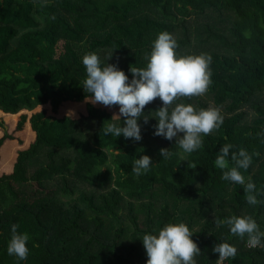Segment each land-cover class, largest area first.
Listing matches in <instances>:
<instances>
[{
	"label": "trees",
	"instance_id": "trees-1",
	"mask_svg": "<svg viewBox=\"0 0 264 264\" xmlns=\"http://www.w3.org/2000/svg\"><path fill=\"white\" fill-rule=\"evenodd\" d=\"M163 31L177 55L212 57L206 93L226 112L191 154L153 135L159 98L145 106L149 120L138 122L142 140L134 141L104 135L103 123L123 124L112 118L118 106L93 105L81 87L76 44L109 48L107 63L131 80L130 65L146 67ZM179 103L207 108L199 96ZM224 144L259 153L240 171L264 190V0H0V264H146L143 235L169 222L194 233L197 264H215L212 248L223 242L237 248L225 264H264V247L249 249L246 237L215 223L252 216L264 231V204L249 205L244 186L222 180L214 165ZM161 148L177 155L165 160ZM141 155L152 166L137 177ZM12 224L29 234L26 260L7 252Z\"/></svg>",
	"mask_w": 264,
	"mask_h": 264
},
{
	"label": "clouds",
	"instance_id": "clouds-1",
	"mask_svg": "<svg viewBox=\"0 0 264 264\" xmlns=\"http://www.w3.org/2000/svg\"><path fill=\"white\" fill-rule=\"evenodd\" d=\"M177 47V41L172 34L167 31L159 33L152 43L150 55L145 57L146 67L130 65L131 80L116 64L106 62L102 66L95 52L83 56L86 78L81 87L89 94L86 101L108 108L118 106V112L112 118L123 121L122 125L114 122L103 123L105 136L142 140L141 125L138 122L143 119L145 124L148 123L149 118L142 117V114L145 106L157 98L162 101V106L155 110L154 119L157 123L153 125V135L169 141L175 139V144H178L183 153L191 154L200 149L203 145L202 134L207 136L221 127L224 117L218 107L197 111L191 104L179 103L173 106L179 97L205 94L212 82L209 67L212 57L206 53L177 55ZM233 147L232 144H224L217 152L214 165L222 170L221 179L244 186L245 199L249 205L264 204V200L258 199V196L264 195V190L258 191L251 177L246 182L240 171H247L253 157L259 153L250 154L244 148L234 152L231 151ZM159 154L165 160L177 155L169 151V148H161ZM184 160L187 159L181 156V161ZM230 161L234 166H230ZM151 166V157L141 155L134 160L131 171L139 177L147 173ZM196 167L195 162L188 163V168ZM215 223L217 227L227 225L231 234L241 240L246 237L247 246L251 248L264 247V231L260 230L252 216L233 215L224 220H215ZM18 228L19 225L12 224L7 252L23 261L29 255L26 245L30 237L27 232H19ZM193 234L185 223L169 222L157 234L143 235L141 241L148 257L146 264H197L195 257L201 254V250L191 238ZM212 252L219 254L215 264H225L229 258L235 259L237 248L223 242L215 244Z\"/></svg>",
	"mask_w": 264,
	"mask_h": 264
},
{
	"label": "rangeland",
	"instance_id": "rangeland-1",
	"mask_svg": "<svg viewBox=\"0 0 264 264\" xmlns=\"http://www.w3.org/2000/svg\"><path fill=\"white\" fill-rule=\"evenodd\" d=\"M74 49L77 52V54H78V56L80 58V61H82V58H83V56L85 54L89 53V51L86 48V44L85 43H83V44H76L75 47H74ZM95 53L99 56L101 62H104L105 63V62L109 61L108 60L109 57H110V49L109 48H103V49L96 50ZM199 97L202 98L203 101H205V103L207 104V108H209V107H215L213 105V103L211 102V99L208 97V94L207 93H205V94H203V95H201ZM261 99L262 98H261L260 95H258V96L255 97V101H259ZM158 101H160V100H158ZM218 108L221 110L222 114H226V112H225V110L223 108H221V107H218ZM242 110L246 113V115H247L246 116V119L247 120H251L254 117V115H255V112H254L253 108L250 106V104L244 105L242 107ZM141 221H143V218H140L139 219V225H140V227H142Z\"/></svg>",
	"mask_w": 264,
	"mask_h": 264
},
{
	"label": "built area",
	"instance_id": "built-area-1",
	"mask_svg": "<svg viewBox=\"0 0 264 264\" xmlns=\"http://www.w3.org/2000/svg\"><path fill=\"white\" fill-rule=\"evenodd\" d=\"M246 246H247V243H246ZM247 248H249V249H252L251 247H249V246H247Z\"/></svg>",
	"mask_w": 264,
	"mask_h": 264
}]
</instances>
